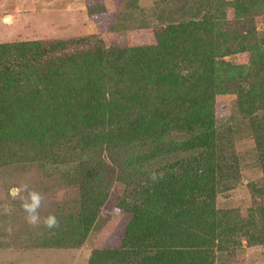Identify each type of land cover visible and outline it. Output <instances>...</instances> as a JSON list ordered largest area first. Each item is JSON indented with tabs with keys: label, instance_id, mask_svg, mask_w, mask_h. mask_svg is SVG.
I'll return each instance as SVG.
<instances>
[{
	"label": "trees",
	"instance_id": "1",
	"mask_svg": "<svg viewBox=\"0 0 264 264\" xmlns=\"http://www.w3.org/2000/svg\"><path fill=\"white\" fill-rule=\"evenodd\" d=\"M101 3L88 5L89 16L106 10ZM228 6L234 28L225 27ZM123 7L139 8L137 0ZM150 11L154 43L0 42V166L42 161L77 186V209L58 217L41 245L82 242L121 182L120 241L87 264H218V252L241 240L264 243V189L246 216L216 206L237 155L216 128L215 101L236 92L264 166V33L248 25L264 0H163ZM238 51L246 64L225 59ZM183 151L194 153L177 157Z\"/></svg>",
	"mask_w": 264,
	"mask_h": 264
},
{
	"label": "rangeland",
	"instance_id": "2",
	"mask_svg": "<svg viewBox=\"0 0 264 264\" xmlns=\"http://www.w3.org/2000/svg\"><path fill=\"white\" fill-rule=\"evenodd\" d=\"M98 1L106 10L89 16L88 5L94 9ZM160 1L163 0H137L141 10L136 7L126 10L123 7L126 0H0V42L28 39L50 43L82 37L89 39V47L99 40L107 46L122 47L154 43L152 25L157 19L150 8ZM167 7L166 3L165 9ZM225 10V27L234 28L233 8L228 6ZM128 11H132L129 17ZM139 17L151 21L150 25L137 27ZM249 22L248 25L264 33V12L256 14ZM110 25L115 27L108 28ZM69 47L77 48L71 44ZM64 50L59 49V53ZM225 59L233 64H246L248 53H230ZM215 101L216 128L231 140L237 155L233 184L218 192L216 206L238 208L246 216L248 208L259 201L261 194L258 193L264 189V166L255 150L248 118L237 111L236 92L216 94ZM192 153L179 152L177 157L186 158ZM65 174L62 167L42 161L0 166V264H87L95 250L118 244L126 220L125 214L115 206L125 190L121 182H114L110 187L105 203L82 242L75 246L41 245L44 235L48 238L56 228L49 230L42 223H27L22 203L31 193H36L41 197L38 212L42 218L50 213L58 218L68 210L74 213L78 206L77 186L66 185ZM13 189H18L15 195ZM216 260L218 264H264V243L248 245L241 240L231 252H218Z\"/></svg>",
	"mask_w": 264,
	"mask_h": 264
},
{
	"label": "clouds",
	"instance_id": "3",
	"mask_svg": "<svg viewBox=\"0 0 264 264\" xmlns=\"http://www.w3.org/2000/svg\"><path fill=\"white\" fill-rule=\"evenodd\" d=\"M17 191L18 189H13V194L15 195ZM40 201L41 197L36 193H31L29 198L23 201L22 208L25 213V220L31 225L42 223L49 230L55 229L58 225L57 217L50 213L42 218L38 212Z\"/></svg>",
	"mask_w": 264,
	"mask_h": 264
}]
</instances>
